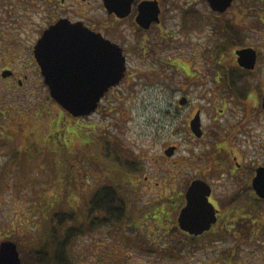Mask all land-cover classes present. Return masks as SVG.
Segmentation results:
<instances>
[{"label": "rangeland", "instance_id": "obj_1", "mask_svg": "<svg viewBox=\"0 0 264 264\" xmlns=\"http://www.w3.org/2000/svg\"><path fill=\"white\" fill-rule=\"evenodd\" d=\"M39 1L12 0L10 35L13 42L21 39L22 53L16 46H1L0 58L6 50L13 57L9 59H20V72L29 62L24 59L25 47L32 45L40 27L46 28L62 18L84 24L104 23L109 18L102 0H85L86 3L44 0L43 13L38 12ZM203 1L198 7L203 12L204 33L199 35L187 30L177 34L175 26L167 27L169 36L163 42L165 46L154 51L156 60L143 51L141 41L136 42L127 22L118 27L113 43L126 49L123 55L127 76L107 92L97 111L89 116L74 118L64 112L50 98L48 87L41 89L35 66L28 70L31 80L12 92L0 76V142L5 134L10 136L13 132L15 137L18 123L24 128L21 137L16 135L18 140H8L0 148V175L5 176L0 187V242L15 243L27 257L32 254L31 248L60 255L59 261L58 258L53 261L51 256L45 258L35 253L38 264L44 261L43 264H264V239L259 240L257 234L259 223L264 222L263 213L260 217L252 216L251 221L239 222L234 228L237 234L248 233V240L243 244L230 240L229 234L222 241L212 239L215 230L191 241L178 233L183 237L182 244L175 248L171 244L180 239L171 234L173 223L169 219L180 205L176 185L208 177L214 196H222L225 176L218 180L210 178L212 172L220 169L219 159L206 151L214 139L213 133L222 134V130L237 125L243 116L240 106L227 102L218 92L212 74L214 64L204 57L205 50L210 49L207 37L215 13ZM233 10L234 7H229L226 11ZM236 15L238 25L248 21L243 14ZM173 18L172 22L177 21ZM252 36L255 42V37L261 35L253 33ZM258 84L264 87L263 80ZM31 89L38 92L30 94ZM182 98L188 105L179 107ZM249 102L257 104L254 94ZM194 109L200 111L202 135L206 134L201 141L191 135L188 127ZM220 109L224 111L219 113ZM238 129L232 143L244 154L243 130ZM27 135L28 141H24L22 137ZM170 145L177 146L178 150L167 161L163 150ZM106 151L141 170L137 177L126 173L124 185L120 183L122 189L116 193L124 199L125 212L137 218L139 225L133 234L128 229L119 233L118 228L110 227L107 238L98 242L106 246L101 250V245L93 246L96 236L82 234L79 223L84 218L89 192L108 183L116 186L108 179L114 176L112 173L105 177L101 173L103 162L99 157H104ZM11 158L13 164L9 162ZM74 190L79 218L72 222L68 198ZM162 210L159 214L167 216L152 222L151 213ZM56 213L58 221L53 218ZM137 236L144 237L153 246L141 250L135 243ZM25 261V264H34L29 258Z\"/></svg>", "mask_w": 264, "mask_h": 264}, {"label": "flooded vegetation", "instance_id": "obj_2", "mask_svg": "<svg viewBox=\"0 0 264 264\" xmlns=\"http://www.w3.org/2000/svg\"><path fill=\"white\" fill-rule=\"evenodd\" d=\"M81 1L84 2L85 0ZM142 2H156L158 8L157 20L150 22L147 29L142 28L136 22L138 5ZM84 3H86V1ZM202 3H204L203 0H133L131 13L126 18L121 19L115 14H109L103 6V10L109 17L107 22H90L91 24H82L84 28L96 34H100V36L105 40H110L113 42L116 41L114 38L116 37V30L118 27L127 22L132 28L131 33L133 38L136 40V42L141 41L139 43L142 44L141 48L144 46L143 51H145V53L150 57L154 58V51L156 49L161 50L166 44L163 42L166 41L169 36V31L167 33L165 31L167 27L171 28L175 26L177 31L174 30V32L177 34H183L187 30H190L196 34L198 33L199 35L204 33L203 12L198 7L199 4ZM230 7H234V10L225 11L223 13L214 12L213 26L211 27L209 36L207 37L210 42L207 43V46L210 44L209 48L215 51V58H212L209 61L214 64L212 74L214 76V83L218 89V92L226 99L227 102L240 106L243 110V116L237 125L233 126L232 128L222 130V134L213 133L214 139L209 142V148L206 152L215 155L216 158L219 159L220 166V169L212 172L210 178L218 180L222 177V175H224L225 183L222 184V196L215 197L214 190L211 185L212 183L209 181L208 177L205 179L198 177V179L207 182V184L211 187V193L208 197V201L214 207L216 222L212 224L208 231L198 236H192L195 238H200L205 233L215 230V233L212 234V239H217V241L226 239V234H229L228 238L230 240L237 241L238 236L237 233L234 232V228L239 222H243V220L248 219L251 221L252 216L254 215L259 217L260 207L264 205V199L260 198L253 188V182L258 171L264 170V107L262 105L264 100V87H262L261 84H258L259 80H263L264 83V41H262L264 40V0H233ZM37 9L38 12L43 13L44 0L37 2ZM239 13L241 15L243 14L242 16L248 18V21L242 23L243 26L238 25L239 19L238 15L236 14ZM227 14L228 17L226 18L225 16ZM12 15V0H0V47L3 46V48H10L12 46H16L20 50L19 53H22L21 39L17 38V40L13 42V37L10 35ZM81 16H85V14H82ZM173 16L176 17L177 21H171L174 19ZM51 24H49L48 27ZM48 27H40L32 45L25 47L23 54L26 57L24 59L25 61L29 62L24 66L22 72L19 70V63L21 62L20 59L17 58L15 61L11 60L13 57L9 52L6 53V50L0 58V61L3 62L2 66L0 65V76L2 77L3 72L9 73V75L5 77L3 81L9 84L8 90L11 92L13 90L22 89L25 83H28L31 80V75L28 74L30 66H35L38 79L37 82L40 83L41 89L43 90L45 87H47L45 85L42 71L35 59L34 49ZM235 28H237V31ZM253 33L260 34L262 40L260 41V37L256 36V41L253 42ZM238 34L241 36H238ZM121 40L122 38L119 36L120 44ZM146 43L148 45H146ZM202 46L204 47V43H202ZM121 48L123 52L126 50L125 47ZM247 49L254 50L256 55L254 66L251 69H247L238 63L237 53ZM206 51L207 50L204 52V57ZM206 61L208 60L206 59ZM126 76L127 69L125 73V77ZM113 89L114 88H111L108 92ZM33 91L35 90L31 89L30 94H33ZM106 94L107 92L104 94L103 98ZM253 94L257 99L256 105H251L249 102L250 98L253 97ZM236 97L241 99V101L236 102ZM186 105H188V102L185 104V106ZM194 110L188 119V124L198 109ZM223 111L224 109H220L219 113ZM17 127L18 128L16 130L15 137H12L13 132L10 135V140L12 142L19 139V137L16 135L21 137L22 133L24 132L22 123H18ZM238 128H242L243 130L242 134L244 136L245 143L244 154L240 153V150L235 148L234 143H232L234 135L236 136L237 131L239 130ZM216 129L218 130V128ZM190 133L194 137L191 131ZM205 135L206 134L202 135L201 138H198L197 140H204ZM27 138L28 135L27 137H22L24 141H28ZM227 144L229 147H227ZM27 147L28 144H26L25 148ZM175 147L176 150L172 156L166 158L167 161H171L174 154L177 152L178 147ZM95 162L97 163V161ZM96 163H94L95 166ZM103 167L104 166L101 167V173H103L105 177L110 172L108 170V166L105 168ZM112 175L114 176L108 178L109 182L115 183L116 186L109 185L108 183L101 187L98 186V188H96V190L93 192H89V196L87 198L88 201L85 205L84 218L83 221L79 223L80 227H82L80 229H83L80 230L82 234L96 236L93 246L101 245V250L104 247L106 248V246L103 243L99 244L98 242H101L99 240L107 238L106 236L109 226L114 225L115 223L110 218L116 217L118 220L117 225L119 226V224H121L124 220L123 218L126 213L125 203L120 196L116 197L117 199L113 200L111 203L108 202L109 197L107 195L103 197L105 194L104 192L114 191L117 193V190L122 189V185H120V183L123 184L122 179H120L121 176L117 175V172H113ZM192 180L187 183L185 182L183 185H176L178 194L176 199L180 202V205L174 214L169 215V219L172 223H176L175 227H177V229H179L178 217L186 202L185 194ZM169 188L172 189L173 186L170 185ZM111 189H113V191ZM171 195H173V193ZM76 199L77 193H75L73 204L70 207L72 222L77 221L79 218L77 207H75L78 205V203L75 202ZM243 203H246V208ZM159 213L162 214L163 210L154 215L151 213L152 222H158L163 216H167H162ZM217 226L220 228L218 231L215 229ZM125 228L126 227H122V231L125 230ZM182 233L191 236L186 232L182 231ZM171 234H178L174 228V225ZM137 237L138 238H136L135 242L141 250L145 251L153 246L151 245L152 243H147L144 241V237ZM96 251L98 250L96 249ZM96 251L93 253H97ZM165 251L167 250L165 249ZM41 254L45 256V258L46 256H51L53 261L58 258L59 261L60 255L58 253ZM43 263H46V261Z\"/></svg>", "mask_w": 264, "mask_h": 264}, {"label": "water", "instance_id": "obj_3", "mask_svg": "<svg viewBox=\"0 0 264 264\" xmlns=\"http://www.w3.org/2000/svg\"><path fill=\"white\" fill-rule=\"evenodd\" d=\"M210 9L223 13L233 0H206ZM109 14L118 18H126L131 13L133 0H102ZM158 8L156 2H142L138 5L136 22L144 29L150 22L157 20ZM49 50V59H43V52ZM100 50L108 54L114 70L97 76L89 56L90 50ZM238 63L251 69L256 55L252 49L238 53ZM35 59L44 76L45 85L50 97L68 114L74 118L85 117L96 111L104 94L116 87L125 76L126 59L122 49L109 40L103 39L83 27L81 22L72 23L62 18L49 26L34 49ZM9 75L2 73L5 78ZM186 99L179 100L183 106ZM264 107V100L262 103ZM190 131L196 138L202 136L200 112L197 111L190 121ZM175 147L164 150L166 157L172 156ZM253 188L256 194L264 199V170H259ZM211 188L203 180H193L185 194L186 204L178 217L179 228L194 236L208 231L216 222L215 210L208 201ZM0 264H21L19 252L15 243L3 241L0 243Z\"/></svg>", "mask_w": 264, "mask_h": 264}, {"label": "trees", "instance_id": "obj_4", "mask_svg": "<svg viewBox=\"0 0 264 264\" xmlns=\"http://www.w3.org/2000/svg\"><path fill=\"white\" fill-rule=\"evenodd\" d=\"M214 50L213 49H209V50H207L206 51V54H205V58L209 61V60H211L212 58H215V55H214ZM212 73H213V71H212ZM228 99H230V98H228ZM235 101L236 102H240L241 101V99H239L238 97H236V99H235ZM2 115L4 114L3 112L1 113ZM11 135V134H10ZM5 139H3L1 142H0V148H4L5 147V142H7L8 140H10V136H8V135H6L5 134V137H4ZM9 138V139H8ZM115 156V155H114ZM102 157V158H101ZM101 157H99L101 160H102V162L103 163H101V166H104L103 168H105V167H109L110 169H108L109 170V172L110 173H113V172H117V175H119V176H121L120 177V179H122V182H124V180H125V175H126V173L127 174H132V175H134L135 177H137V173L138 172H141V170H137V168L136 167H133V165H134V163H133V165L131 164V163H129L128 161H126V162H124L123 160H121L120 158H118L117 156H115V157H113L112 156V153L111 152H109V151H106V155L103 157V156H101ZM98 157H97V159L98 160H100ZM11 161V162H10ZM9 162H10V164H13L14 163V161L12 160V158H11V160H10ZM119 162V163H118ZM124 163V164H123ZM107 165V166H106ZM117 166H119V167H117ZM119 169V170H118ZM4 180H5V176L4 175H0V187H1V185L3 186L4 185ZM123 185H124V183H123ZM112 191H113V189H111ZM74 192H75V190H74ZM73 191L70 193V196H69V198H68V202H69V204H70V206H69V208L71 207V202H72V200L74 201V196H75V193H74ZM105 194L103 195V197H105L106 195L109 197V203H111L113 200H115V199H117L116 197H118L119 195H116V192H111V191H107V192H104ZM123 201H124V199H123ZM243 205L245 206V208H246V203H243ZM264 214V205L263 206H261L260 207V214H259V217L261 216V215H263ZM58 216H59V214H54V220H56L57 219V221L60 219H58ZM111 220H113L115 223H114V225H110L109 226V228L110 227H114V228H118L117 229V231L119 232V233H123L124 231H122V227L124 228V227H126L125 228V230H127L128 229V231H130V232H132V234H133V232L134 231H136V227H137V224L139 225V222L137 221L138 219L137 218H133V216L131 215V214H129V213H125V215H124V220L122 221V223L121 224H119V226L117 225V218L116 217H113V218H110ZM59 224L60 223H62V222H58ZM173 225H174V228H175V230L177 231V233H179V235H180V233H182L181 231L179 232V229H177V227H175L176 226V223L175 222H173ZM61 229H63L62 227H61ZM173 229V226H172V228L170 229V230H172ZM259 233V240H261V239H264V222H262V223H259V226H258V228H257V234ZM125 234V233H124ZM132 234L130 235L131 237H132ZM183 234V237L184 238H187V239H190V241L191 240H196L197 238H195V237H192V236H188V235H185L184 233H182ZM78 235V234H77ZM178 234H177V236H179ZM237 236H238V239H237V241H236V243H240L241 242V244H243L244 243V241H246V240H248V233H246V234H241V233H238L237 234ZM183 237H180L179 236V238L180 239H177V240H175V241H172L171 242V244L173 245V247L175 248V246L177 245V244H182V239H183ZM66 238H67V236H66ZM199 238V237H198ZM176 239V238H175ZM144 241H146V242H148L147 241V239L145 240V239H143ZM143 240H141V241H143ZM257 242H262V241H257ZM136 243V242H135ZM189 244H192V243H189ZM52 245V244H51ZM262 248V247H261ZM19 250V253H20V255H21V261H22V264H25L26 263V261H25V259L26 258H29V260L30 261H32L33 260V262H34V264L35 263H37L38 264V256H36L35 255V253H41V252H39L37 249H35V248H31V252H29V253H32V254H30V256H25L24 254H22V252L20 251V249H18ZM172 254H174V253H172ZM239 255V254H238ZM227 264H229V263H227Z\"/></svg>", "mask_w": 264, "mask_h": 264}, {"label": "snow or ice", "instance_id": "obj_5", "mask_svg": "<svg viewBox=\"0 0 264 264\" xmlns=\"http://www.w3.org/2000/svg\"><path fill=\"white\" fill-rule=\"evenodd\" d=\"M89 56L97 76L103 75L108 71L114 70V65L110 62L107 53L93 49L89 51ZM43 59L45 61L49 59V50L47 48H45L43 52Z\"/></svg>", "mask_w": 264, "mask_h": 264}]
</instances>
